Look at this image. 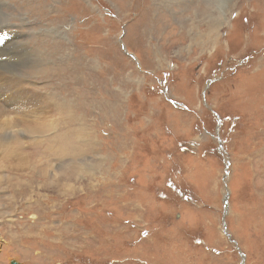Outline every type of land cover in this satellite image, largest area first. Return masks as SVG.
I'll use <instances>...</instances> for the list:
<instances>
[{"label":"rangeland","instance_id":"obj_1","mask_svg":"<svg viewBox=\"0 0 264 264\" xmlns=\"http://www.w3.org/2000/svg\"><path fill=\"white\" fill-rule=\"evenodd\" d=\"M0 24L45 110L6 118L0 264H264V0H0Z\"/></svg>","mask_w":264,"mask_h":264},{"label":"bare ground","instance_id":"obj_2","mask_svg":"<svg viewBox=\"0 0 264 264\" xmlns=\"http://www.w3.org/2000/svg\"><path fill=\"white\" fill-rule=\"evenodd\" d=\"M206 15H207V13H206ZM207 24H209V23H207ZM0 29H2L1 24H0ZM15 34H14V36H17ZM18 39H19L18 36L13 37V38L7 37V40L4 38L3 42H2V46L0 47V54L7 57V59L5 60L4 63L2 62V60H0V140H2V144H0V146H4L8 142H10L11 138L13 137V135L10 131V128L5 127V126H8L6 118H7V116L8 117L10 116L9 112L11 109L14 110L15 107H18L16 110H19L20 112L16 113L15 115L18 116V115L24 114L27 117H29V119L30 118L33 119V121H28V122H30L31 124H36V125H37V122H40L39 117L42 114H45V110L40 105V101L38 100V97H33L32 93L30 91L20 88L19 87V84H20L19 79L17 78L18 76L16 77L15 74L9 73L8 71H5L3 69L4 66H9V65L13 68L18 69V67H20L22 65V63L27 59V56H26L27 55V48L24 45L20 44ZM11 43H12L13 47H11V45H10ZM13 54H15L16 57H13L12 56ZM27 62H28V60H26V63ZM12 63H13V66L11 65ZM45 117H46V115L43 116L41 119H43ZM10 127H11V125H10ZM8 151H10V152H8V153L5 152L7 155L6 156L7 158H10L14 154V156L17 157L18 159L25 158V162L28 163L27 159H26L27 157L25 155H23V152H20L19 150H16L13 153L11 152V150H8ZM82 164H84V163H82ZM21 169L30 170V168H27V166H21ZM77 173H78L77 170H73L71 168L70 170H67V172L64 175L62 174L61 176H58V175L56 176L55 174H53L51 179L49 180L50 181L49 183H53V187H55V188L57 187V189L59 191L65 189V188H69V187H71V189H72L73 188L72 186L75 182H71V181H73V178H76ZM64 176H70V177H69V179H66ZM70 183H72V185ZM67 190H69V189H67ZM69 193H70V191H69Z\"/></svg>","mask_w":264,"mask_h":264},{"label":"water","instance_id":"obj_3","mask_svg":"<svg viewBox=\"0 0 264 264\" xmlns=\"http://www.w3.org/2000/svg\"><path fill=\"white\" fill-rule=\"evenodd\" d=\"M224 195H225V198L223 199V203H226V201H227V198H226L227 192ZM224 207H225V204H224ZM222 224H223V228H224V223H222ZM224 234H226L225 231H224ZM10 264H23V263H19L17 260H11Z\"/></svg>","mask_w":264,"mask_h":264}]
</instances>
